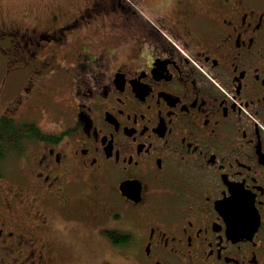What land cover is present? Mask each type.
<instances>
[{"label": "flooded vegetation", "instance_id": "af4514ba", "mask_svg": "<svg viewBox=\"0 0 264 264\" xmlns=\"http://www.w3.org/2000/svg\"><path fill=\"white\" fill-rule=\"evenodd\" d=\"M156 3L0 15V118L32 124L0 145V264H264V0Z\"/></svg>", "mask_w": 264, "mask_h": 264}, {"label": "rangeland", "instance_id": "374dc122", "mask_svg": "<svg viewBox=\"0 0 264 264\" xmlns=\"http://www.w3.org/2000/svg\"><path fill=\"white\" fill-rule=\"evenodd\" d=\"M75 1V2H74ZM81 0H0V15L5 19H20L23 14H29L36 21L38 18H44L54 15L52 13H60L62 16L67 9L70 11ZM77 2V3H76ZM2 61L0 56V62ZM3 76V69L0 66V83ZM1 87V84H0ZM0 112L3 113V99H8V95L3 91L0 94ZM1 115V114H0ZM40 126L51 125L48 116L42 115L38 121ZM73 249L76 261L74 264H100L102 258H106L107 264H138V255L131 257L123 254L116 256L109 253L105 249V244L100 241H74L72 245H68ZM106 252V255L104 254ZM74 259V258H73ZM73 259L65 258L62 264H72Z\"/></svg>", "mask_w": 264, "mask_h": 264}, {"label": "snow or ice", "instance_id": "6c2138e0", "mask_svg": "<svg viewBox=\"0 0 264 264\" xmlns=\"http://www.w3.org/2000/svg\"><path fill=\"white\" fill-rule=\"evenodd\" d=\"M8 39H11V37H8ZM4 40H5V36L3 34H0V44H3ZM9 54L10 53L8 51L7 45L0 47V56H7ZM87 78L88 77H82L79 81V83L83 86L82 89L83 94L86 97L99 94L101 89H103L104 92L106 93L108 86L111 84V80H109L107 84H105L100 76L93 73L91 76V86H90ZM93 88H95V92L93 91ZM228 191L231 192L232 195L230 198H225V200L223 201V209H222L224 215L227 217L231 211L234 202H236L237 200H239L240 202H244L246 198V194L240 192L238 186H233L232 191H230L229 189ZM2 248H4V245L2 241H0V249ZM8 251H11V249H8Z\"/></svg>", "mask_w": 264, "mask_h": 264}, {"label": "trees", "instance_id": "16d2710c", "mask_svg": "<svg viewBox=\"0 0 264 264\" xmlns=\"http://www.w3.org/2000/svg\"><path fill=\"white\" fill-rule=\"evenodd\" d=\"M29 125H32V124L30 123L19 124V123H15L14 121H11L5 118H0V145H4L8 141H13L15 136L17 137V140H19L20 136L23 135V133L21 132L18 133V131H16L17 129H14L15 126L25 127ZM2 127H6V128L4 130H1Z\"/></svg>", "mask_w": 264, "mask_h": 264}, {"label": "clouds", "instance_id": "9594fccd", "mask_svg": "<svg viewBox=\"0 0 264 264\" xmlns=\"http://www.w3.org/2000/svg\"><path fill=\"white\" fill-rule=\"evenodd\" d=\"M172 7L173 0H157V3L154 5V9H160L164 13L168 12Z\"/></svg>", "mask_w": 264, "mask_h": 264}]
</instances>
